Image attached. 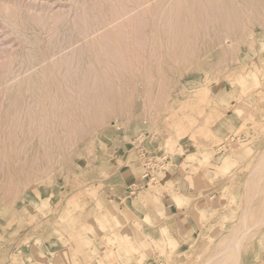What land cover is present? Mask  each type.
<instances>
[{
    "label": "rangeland",
    "instance_id": "rangeland-1",
    "mask_svg": "<svg viewBox=\"0 0 264 264\" xmlns=\"http://www.w3.org/2000/svg\"><path fill=\"white\" fill-rule=\"evenodd\" d=\"M0 74V264H264V0H0ZM120 233L142 254L118 256Z\"/></svg>",
    "mask_w": 264,
    "mask_h": 264
},
{
    "label": "bare ground",
    "instance_id": "bare-ground-1",
    "mask_svg": "<svg viewBox=\"0 0 264 264\" xmlns=\"http://www.w3.org/2000/svg\"><path fill=\"white\" fill-rule=\"evenodd\" d=\"M109 1H110V0H109ZM117 1H118V0H117ZM137 1H140V0H137ZM137 1L135 0V3H136ZM147 1H148V0H147ZM165 1H166V0H165ZM259 1H260V0H259ZM149 2H150V1H149ZM149 2H148V5H149ZM168 2H169V1H168ZM206 2L208 3L209 0H208V1L206 0ZM141 3H142V1H141ZM176 3H177V0H176ZM201 3H202V2H201ZM139 4H140V3H139ZM179 4H180V1H179ZM199 4H200V3H199ZM238 4H239V3H238ZM137 5H138V3H137ZM140 5H141V4H140ZM148 5H147V6H148ZM166 5H167V4H166ZM180 5H182V4H180ZM114 6H115V5H114ZM116 6H117V5H116ZM120 6H121V5H120ZM160 6H161V5H160ZM160 6H159V7H160ZM192 6H193V5H192ZM202 6H204V4H202ZM117 7H118V6H117ZM122 7H123V6H122ZM129 7H130V6H129ZM131 7H132V6H131ZM133 7L135 8L134 5H133ZM133 7H132L131 14H134V15L136 16V14L133 13V12H135V11L133 10ZM115 8H116V7H115ZM123 8H124V7H123ZM123 8H122V9H123ZM169 8H170V7H169ZM172 8H173V4H172ZM180 8L182 9V7H180ZM82 9H83V8H82ZM112 9H113V8H112ZM116 9H117V8H116ZM116 9H114V10H116ZM137 9H138V8H137ZM181 9H180V10H181ZM183 9H184L183 11H185L186 7L184 6ZM192 9H193V8H192ZM203 9H204V8H203ZM203 9H202V10H203ZM114 10H113V11H114ZM118 10H119V9H118ZM120 10H121V9H120ZM120 10H119V11H120ZM125 10H126V9H125ZM141 10H142V12H143V9H141ZM162 10H163V9H162ZM200 10H201V8H200ZM116 11H117V10H116ZM116 11H115V12H116ZM122 11L124 12V10H122ZM126 11H127V10H126ZM126 11L124 12L125 15H126ZM144 11H145V10H144ZM173 11H174V10H173ZM173 11H172V12H173ZM194 11H195V10H194ZM248 11H249V10H248ZM123 12H122V13H123ZM128 12H129V11H127V13H128ZM161 12H162V11H161ZM167 12H168V11H167ZM180 12H182V11H180ZM180 12H179V13H180ZM196 12H198V11H196ZM201 12H202V11H201ZM203 12H204V11H203ZM66 13H67V12H66ZM116 13H118V11H117ZM124 13H123V14H124ZM137 13L139 14V12H137ZM174 13H175V12H174ZM111 14H112V13H111ZM143 14H144V13H143ZM160 14H161V13H160ZM162 14H163V13H162ZM162 14H161L160 16H162ZM182 14H183V13H182ZM115 15H116V14H115ZM115 15H114V16H115ZM118 15H119V14H118ZM118 15H117V16H118ZM125 15H123V17H125V18L127 17L126 19H128V16H127V15L125 16ZM163 15H165V14H163ZM170 15H172V14H170ZM205 15H207V14H205ZM117 16H115V19H117V18L119 19V17H117ZM139 16H142V15L139 14ZM139 16H138V18H139ZM154 16H155V15H154ZM74 17H75V16H74ZM81 17H82V16H81ZM111 17H112V16H111ZM121 17H122V15H121ZM123 17H122V18H123ZM142 17H143V16H142ZM179 17H180V16L178 15L176 18H179ZM185 17H186V15H185ZM206 17H207V16H206ZM82 18H83V17H82ZM131 18H132V17H131ZM138 18H137V19H138ZM164 18H165V17H164ZM169 18H170V17H169ZM189 18H190V17H189ZM196 18H197V17H196ZM207 18H208V17H207ZM79 19H81V18H79ZM111 19H113V18H111ZM132 19H133V18H132ZM142 19H143V18H142ZM180 19H181V18H180ZM180 19H178V20H180ZM197 19H198V18H197ZM197 19H196V20H197ZM200 19H201V18H200ZM202 19H203V18H202ZM208 19H209V18H208ZM208 19H207V20H208ZM210 19H211V18H210ZM83 20H84V19H83ZM128 20H131V19H128ZM138 20H139V19H138ZM147 20H148V19H146V23H147ZM178 20H176V22H177ZM196 20H195V21H196ZM40 21H42V20H40ZM79 21H80V20H79ZM81 21H82V19H81ZM107 21H108V20H107ZM109 21L112 22L111 20H109ZM114 21H115V20H113V22H114ZM116 21H118V20H116ZM121 21H122V20L120 19V22H121ZM133 21H134V20H133ZM135 21H137V20H135ZM143 21H144V23H143V22H142V23L145 24V19H144ZM185 21H186V20H185ZM195 21H193L194 24H196ZM118 22H119V21H118ZM118 22H116V23H118ZM122 22L124 23V20H123ZM128 22H129V21H128ZM138 22H139V21H137V23H138ZM140 22H141V21H140ZM167 22H168V21H167ZM176 22H175V20H174V23H176ZM180 22H182V19H181ZM183 22H184V21H183ZM186 22H187V21H186ZM186 22H184V23H186ZM205 22H206V20H205ZM205 22H204V26H205ZM209 22H210V20H209ZM209 22H208V23H209ZM114 23H115V22H114ZM129 23H130V22H129ZM131 23H132V22H131ZM162 23H163V22H162ZM162 23H161V24H162ZM197 23H198V25H199V24H202V23H199V21H198ZM134 24H135V22H134ZM178 24H179V23H178ZM180 24L184 25L183 23H180ZM191 24H192V23H191ZM212 24H213V22H212ZM214 24H215V23H214ZM41 25H42V23H41ZM43 25H44V24H43ZM121 25H123V24H120V29L122 28ZM135 25H137V24H135ZM135 25H134V27H135ZM206 25H207V24H206ZM83 26H84V25H83ZM83 26H82V27H83ZM146 26H147V25H146ZM161 26H162V25H161ZM172 26H175V28H176V25L173 24ZM179 26H180V25H179ZM201 26H202V25H201ZM75 27H76V26H75ZM107 27H108V26H107ZM111 27H112V26H111ZM124 27H126L125 23H124V25H123V28H124ZM194 27H196V29H197V26H196V25H195ZM211 27H214V26H211ZM123 28H122V29H123ZM137 28H138V27H137ZM173 28H174V27H173ZM180 28H182V29L185 28V29H186V25H185V27H183V26L181 27V26H180ZM206 28H207V26H206ZM79 29H80V28H79ZM83 29H84V30L87 29L86 26H84ZM118 29H119V28H118ZM124 29H125V28H124ZM124 29H123V30H124ZM126 29H127V28H126ZM169 29H171V27H170ZM176 29H177V28H176ZM192 29H193V28H192ZM200 29H201V28H200ZM203 29H204V27H203ZM212 29H213V28H212ZM84 30H83V31H84ZM94 30H95V29H94ZM100 30H101V29H100ZM100 30H99V31H100ZM137 30H138V29H137ZM180 30H181V29H180ZM180 30H179V31H180ZM201 30H202V29H201ZM201 30H200V31H201ZM80 31H81V30H80ZM85 31H86V30H85ZM139 31H141V33H142V29H139ZM176 31H177V30H176ZM197 31H198V30H197ZM207 31H208V30H207ZM81 32H82V31H81ZM97 32H98V31H97ZM100 32H101V31H100ZM116 32H118V30H117ZM119 32H121V30H120ZM180 32H181V31H180ZM180 32H179V33H180ZM183 32H184V29H183V31H182V34H183ZM185 32H186V34H185V36H186V35H187V30H185ZM193 32H194V29H193ZM198 32H199V31H198ZM198 32H197V33H198ZM204 32H205V31H204ZM122 33H124V32H122ZM122 33H121V34H122ZM133 33H135L134 30H133ZM137 33H139V32H137ZM51 34H52V33H51ZM95 34H96V33H95ZM110 34H111V33H110ZM117 34H119V33H117ZM121 34H120V35H121ZM173 34H174V33H173ZM203 34H204V33H203ZM86 35H87V31H86ZM93 35H94V34H93ZM122 35H123V34H122ZM126 35H127V34H126ZM128 35H129V34H128ZM140 35H142V34H140ZM179 35H181V34H179ZM51 36H52V35H51ZM84 36H85V35H84ZM110 36H111V35H110ZM123 36H124V35H123ZM175 36H176V35H175ZM177 36H178V35H177ZM81 37H82V34H81ZM102 37H103V36H102ZM133 37H136V36H133ZM196 37H197V36H196ZM196 37H195V38H196ZM84 38H85V37H84ZM119 38H120V36H119ZM130 38H131V37H130ZM144 38H145V36H144ZM144 38H143V39H144ZM181 38H182V36H181ZM181 38H180L179 40H180V42H183V41H182L183 38H182V39H181ZM188 38H189V37H188ZM85 39H87V40L89 41V39H88V35H87V38H85ZM91 39H92V38H91ZM102 39H103V38H102ZM122 39H123V38H121L120 40H122ZM139 39H140V38H139ZM146 39H147V38H146ZM65 40H66V39H65ZM70 40H71V39H70ZM109 40H110V39H109ZM125 40H126V39L124 38V41H125ZM134 40H135V39H134ZM140 40H141V39H140ZM150 40H151V39H150ZM88 41H87V42H88ZM101 41H103V40H101ZM105 41H106V40H105ZM122 41H123V40H122ZM135 41H138V40H135ZM135 41H134V42H135ZM24 42H25V41H24ZM28 42H29V41H28ZM145 42H146V41H145ZM145 42H144V43H145ZM57 43H58V42H57ZM84 43H86V42H84ZM93 43H94V41H93ZM93 43H92V45L94 46L95 43H94V44H93ZM98 43H99V42H98ZM118 43H119V41H118ZM136 43H137V42H136ZM22 44H24V43H22ZM74 44H75V43H74ZM89 44H90V43H88V45H89ZM105 44H106V45H105V46H106L105 48L107 49V46H108L107 44H108V43L105 42ZM119 44H120V43H119ZM123 44H124V43H123ZM29 45H30V44H29ZM92 45H91V46H92ZM95 45H96V44H95ZM138 45H139V43H138ZM151 45H152V44H151ZM181 45H182V43H181ZM96 46H97V45H96ZM102 46H103V45H102ZM110 46L113 47V45L110 44L109 47H108L109 49L112 48V47H110ZM120 46H121V45H120ZM149 46H150V45H149ZM182 46H183V45H182ZM182 46H181V47H182ZM188 46H189V45H188ZM71 47H72V46H71ZM125 47H126V46H125ZM125 47H124V48H125ZM139 47H140V46H139ZM99 48L102 49V47H99ZM127 48H128V47H126V49H127ZM53 49H54V47H53ZM90 49H91V48H90ZM96 49H97V47H96ZM96 49H95V50H96ZM140 49H141V48H140ZM172 49H173V47H172ZM185 49H186V48H185ZM62 50H63V49H62ZM104 50H105V49H104ZM111 50H114V48H112ZM111 50H110V51H111ZM130 50L132 51V49L129 48L128 51L131 52ZM63 51H64V50H63ZM101 51H102V50H101ZM114 51H115V50H114ZM143 51H145V50L143 49ZM184 51H185V50H184ZM103 52H106V50L103 51ZM116 52H117V53L119 52V50H117V48H116ZM135 52H136V50H135ZM150 52H151V51H150ZM53 53H54V52H53ZM59 53H60V51H59ZM59 53H58V54H59ZM63 53H64V52H63ZM98 53H99V52H98ZM112 53H113V52H112ZM114 53H115V52H114ZM117 53H116V54H117ZM119 53H120V52H119ZM132 53H133V52H132ZM136 53H138V52H136ZM105 54H106V53H105ZM108 54H109V51H108V53H107L105 56L107 57ZM149 54H150V53H149ZM183 54H184V53H183ZM183 54H182V56H183ZM96 55H97V54H96ZM99 55H100V54H99ZM118 55H119V54H118ZM131 55H132V54H131ZM136 55L138 56L139 54H136ZM180 55H181V52H180V54H179V58H180ZM16 56H17V55H16ZM51 56H52V55H51ZM102 56H103V55H102ZM109 56H111V55H109ZM142 56H143V55H142ZM142 56H141V58H142ZM182 56H181V57H182ZM17 57H18V56H17ZM67 57L69 58V55H68ZM67 57H65V58H67ZM71 57H72V56H71ZM97 57H98V56H97ZM112 57H113V56H112ZM120 57H121V56H120ZM128 57H129V56H128ZM132 57H133V55H132ZM138 57H139V59H140V56H138ZM62 58H63V57H62ZM72 58H73V57H72ZM75 58H76V57H75ZM114 58H115V57H114ZM15 59H16V58H15ZM58 59H59V58H58ZM107 59H108V57H107ZM112 59H113V58H112ZM117 59H118V58H117ZM135 59H138V58H135ZM176 59H177V58H176ZM181 59H182V58H181ZM181 59H180V62L182 63V60H181ZM9 60H10V62L12 63L11 59H9ZM9 60H8V61H9ZM90 60H91V59H90ZM115 60H116V58H115ZM183 60H184V59H183ZM50 61H51V60H50ZM55 61H56V60H55ZM59 61H61V60H59ZM59 61H58V62H59ZM78 61H79V60H78ZM177 61H178V60H177ZM185 61H186V60H185ZM187 61H188V60H187ZM187 61H186L185 63H187ZM6 62H7V61H6ZM10 62H9V63H10ZM68 62H69V61H68ZM100 62H101V61H100ZM138 62H139V61H137V64H138ZM7 63H8V62H7ZM11 63H10V64H11ZM13 63H14V61H13ZM21 63H22V62H21ZM63 63H64V62H63ZM98 63H99V62H98ZM130 63H131V62H130ZM139 63H140V62H139ZM262 63H263V61H262ZM46 64H47V63H46ZM54 64H55V63H54ZM60 64H61V63H60ZM60 64H59V65H60ZM65 64H68V63H65ZM71 64H72V63H71ZM77 64H79V63H77ZM93 64H94V62H93ZM93 64L91 63V65H93ZM131 64H132V63H131ZM141 64H142V63H141ZM141 64H140V65H141ZM89 65H90V63H88V65H86V66H89ZM91 65H90L89 67H93V66H91ZM111 65H113V64L111 63ZM119 65H120V64H119ZM7 66H8V65H7ZM36 66H37V65H35V67H36ZM45 66H46V65H45ZM57 66H58V65H57ZM190 66H191V64H190ZM35 67H32V68H35ZM76 67H77V66H76ZM124 67H125V66H124ZM124 67H123V68H124ZM188 67H189V66H188ZM253 67H254V66H253ZM10 68H11V67H10ZM14 68H15V67H14ZM14 68H13V69H10V70H14ZM67 68H68V67H67ZM103 68H104V67H103ZM117 68H118V67H117ZM119 68H120V69H118V70H121V67H119ZM136 68H137V66H136ZM258 68H259V67H258ZM58 69H60V66H59ZM108 69H109V68H108ZM255 69H256V67H255ZM30 70H32V69H30ZM30 70H29V71H30ZM84 70H85V69H84ZM114 70H115V69L113 68V71H114ZM123 70H124V69H123ZM258 70H259V69H258ZM27 71H28V70H27ZM44 71H45V70H44ZM64 71H65V70H64ZM124 71H125V70H124ZM137 71H139V70H137ZM255 71H256V70H255ZM255 71L252 70V71L247 72V73L245 74V77H246V79H247L248 81L252 80L253 82H255V84H257L258 81H257V77H256V74H255ZM6 72H7V69H6ZM6 72H5V73H6ZM9 72H11V71H9ZM12 72H13V71H12ZM23 72H24V71H23ZM30 72H31V71H30ZM91 72H93V71H91ZM91 72H89V73L91 74ZM257 72H258V71H257ZM13 73H14V72H13ZM13 73H11V74H13ZM24 73H26V72H24ZM24 73H23V74H24ZM40 73H41V72H40ZM67 73H68V70H67ZM87 73H88V72H87ZM111 73H112V72H111ZM121 73H122V72H121ZM18 74H19V73H18ZM41 74H42V73H41ZM43 74H45V72H44ZM72 74H73V72H72ZM114 74H115V73H114ZM258 74H259V72H258ZM0 75H1V74H0ZM87 75H88V74H87ZM115 75H117V74H115ZM238 75H240V74H238ZM42 76H45V75H42ZM89 76H90V75H89ZM95 76H96V75H95V72H94L93 77H95ZM63 77H65V76L62 75V78H63ZM86 77H87V76H86ZM262 77H263V76H262ZM84 78H85V77H84ZM84 78H83V79H84ZM116 78H117V77H116ZM41 79H42V78H41ZM70 79H71V78H70ZM88 79H89V78H88ZM88 79H87V80H88ZM93 79H94V78H93ZM207 79H208V78H207ZM237 79L241 81L240 78H237ZM42 80H43V79H42ZM84 80H85V79H84ZM117 80H118V79H117ZM66 82H67V81H66ZM250 82H251V81H250ZM81 83H82V82H81ZM81 83H80V85H81ZM84 83H85V82H84ZM64 84H65V83H64ZM77 84H78V83H76V85H77ZM255 84H254V85H255ZM24 85H25V83H24ZM80 85H79V86H80ZM73 86H74V85H73ZM77 86H78V85H77ZM83 86H84V85H82V88H83ZM66 87H67V86H66ZM87 87H88V86H87ZM201 87H202V86H201ZM204 87H206V86L204 85ZM204 87L199 88L198 90H196L201 96L203 95V97L205 96V94L207 95V92H206V90H207L206 88H207V87H206V88H204ZM254 87H255V86H254ZM5 88H6V86H5ZM12 88H13V87H12ZM42 88H43V86H42ZM69 88H70V87H69ZM77 88H78V87H77ZM79 88H80V87H79ZM85 88H86V87H85ZM85 88H84V89H85ZM24 89H25V88H24ZM37 89H38V88H37ZM40 89H41V88H39L38 90H40ZM67 89H68V88H67ZM87 89H89V87H88ZM78 90H79V89H78ZM81 90H83V89H81ZM89 91H90V90H89ZM40 92H41V90H40ZM77 93H79V92H77ZM83 93L85 94V92H83ZM15 95H16V94H15ZM77 95H79V94H77ZM3 96H4V95H3ZM38 97H40L39 94H38ZM38 97H37V98H38ZM81 97H82V96H81ZM77 98H78V97H77ZM84 98H85V97H84ZM199 98H200V97H199ZM199 98H198V99H199ZM201 98H202V97H201ZM8 99H9V98H8ZM38 99H40V98H38ZM105 99H106V98H105ZM202 99H203V103H205L206 100L204 101V98H202ZM205 99H206V98H205ZM9 100H10V99H9ZM53 100H54V98H53ZM88 100H89V99H88ZM259 100H260V99H259ZM0 101H1V100H0ZM79 101H81V100H79ZM83 101H84V100H83ZM86 101H87V100H86ZM261 101H262V100H261ZM84 102H85V101H84ZM113 102H114V101H113ZM208 102H209V100H208ZM35 103H36V102H35ZM52 103H53V102H52ZM52 103H51V104H52ZM196 104H197V103H196ZM1 105H2V104H1ZM27 105H29V104H27ZM27 105H26V106H27ZM47 105H48V104H47ZM53 105H54L55 108H56V103H53ZM82 105H83V103H82ZM88 105H89V104H88ZM185 105H186V104H185ZM185 105H184V106H185ZM36 106H37V105H36ZM162 106H163V105H162ZM180 106H181V105H180ZM201 106H202V105H201ZM201 106H200V108H201ZM1 107H2V106H1ZM51 107H52V106H51ZM88 107H89V106H88ZM186 107H187V106H186ZM203 107H204V106H203ZM203 107H202L201 109H204ZM29 108H30V107H29ZM29 108H28V106H27V113H29V112H28V109H29ZM80 108H81V106H80ZM181 108H182V107H181ZM187 108H188V107H187ZM179 109H180V108H179ZM211 109H212V108H211ZM14 110H15V109H14ZM39 110H40V108H39ZM156 110H157V109H156ZM199 110H200V109H199ZM157 111H158V110H157ZM157 111H156V112H157ZM39 112H40V111H39ZM84 112H85V111H84ZM153 112H154V111H153ZM160 112H161V111H160ZM47 113H48V111H47ZM50 113H51V111H50ZM52 113H53V112H52ZM52 113H51V114H52ZM29 114H30V113H29ZM29 114H27V115H28V119H29ZM210 114H211V113H210ZM45 116H47L46 113H45ZM167 116H168V115H167ZM169 116H170V115H169ZM172 116H173V115H171V117H172ZM52 117H53V116H52ZM173 117H174V116H173ZM173 117H172V118H173ZM19 118H20V116H19ZM30 118H31V117H30ZM164 118H165V120H166L167 117H164ZM172 118H171V119H172ZM180 118H181V117H180ZM180 118H179V119H180ZM190 118H192L191 115H190ZM190 118H189V119H190ZM87 119H88V118H87ZM169 119H170V118H169ZM179 119H178V120H179ZM34 120H35V119L32 120L33 123H34ZM180 120H181V119H180ZM190 120H191V119H190ZM41 121H42V120H41ZM171 121H172V120H171ZM14 122H16V120H15ZM22 122H23V120L21 121V123H22ZM30 122H31V121H28L29 124H30ZM61 122H63V121H61ZM173 122H174V121H173ZM177 122H180V121H177ZM193 122H194V121H193ZM42 123H43V122H42ZM45 123L47 124L48 122L45 121ZM23 124H24V123H23ZM23 124H22V126H23ZM29 124H28V125H29ZM168 124H169V123H168ZM204 124H205V123H204ZM204 124H201V125L199 126L200 129H202V127L204 126ZM243 124H244V123H243ZM254 124H255V123H254ZM43 125H44V123H43L42 126H41L42 128H43ZM175 125H177V123H175ZM175 125H174V126H175ZM179 125H180V124H179ZM20 126H21V124H20ZM22 126H21V128H22ZM26 126H27V125H26ZM56 126H57V125H56ZM170 126H171V125H170ZM177 126H178V125H177ZM244 126H245V125H244ZM244 126L242 125V127H244ZM8 127H9V125H8ZM15 127H16V126H15ZM38 127H39V126H38ZM41 127H39V128H41ZM16 128H17V127H16ZM27 128L29 129L30 127L27 126ZM177 128H178V127H177ZM9 129H10V128H9ZM28 129H27V130H28ZM165 129H166V128H165ZM238 129H239V128H238ZM202 130H204V129H202ZM20 131H21V130H20ZM61 131H62V130H61ZM12 132H13V131H12ZM47 132H48V131H47ZM49 132H50V131H49ZM74 132H75V131H74ZM199 132H200V131H199ZM201 132H202V131H201ZM201 132H200V133H201ZM207 132H208V127H207ZM207 132H206V133H207ZM30 133H31V131H30ZM181 133H182V132H181ZM206 133H205V134H206ZM208 133H209V132H208ZM9 134H10V133H9ZM16 134H17V133H16ZM50 134H51V132H50ZM179 134H180V133H179ZM213 134H214V133H213ZM200 135H201V134H200ZM203 135H204V134H203ZM207 135H208V134H207ZM12 136H13V135H12ZM190 136H191V135H190ZM192 136H194V135H192ZM8 137H9V136L7 135V139L10 138V137H9V138H8ZM14 137H15V136H14ZM191 138H192V137H191ZM212 138H214V137L212 136ZM14 139H15V138H14ZM2 140H3V139H2ZM41 140H42V139H41ZM50 140H51V138H50ZM50 140H49V142H50ZM75 140H76V139H75ZM75 140H74V141H75ZM91 140H92V139H91ZM194 140H195V139H194ZM9 141H10V139H9ZM14 142H15V141H14ZM59 142H60V141H59ZM88 142H90V140H88ZM90 143H91V142H90ZM197 143H198V142H197ZM4 144H5V140H4ZM13 144H14V143H13ZM16 144H17V143H16ZM16 144H15V146H16ZM71 144H72V143H71ZM4 146H5V145H4ZM50 146H51V145H50ZM72 146H73V145H72ZM223 146H224V145H223ZM41 148L43 149V146H42V145H41ZM14 149H15V148H14ZM44 149H45V147H44ZM53 149H54V148H53ZM4 150H6V147H5ZM9 150H10V149H9ZM166 150H167V149H166ZM169 150H171V149H169ZM172 151H174V149H173ZM0 152H1V149H0ZM5 152H6V151H5ZM21 152H22V151H21ZM37 152H38V151H37ZM46 152H47V147H46ZM7 154H8V153H7ZM36 154H37V153H36ZM3 155H4V153H3ZM43 155H44V154H43ZM4 156L6 157V155H4ZM35 156H36V155H35ZM231 156H232V158L234 159V161L237 162V159H238L237 154H232ZM36 158H37V157H36ZM190 158H191V159H196V160L198 159V161L200 160L199 163H200L201 161H203V162L205 161V162H206V160H207V156H205L204 154H203V155H191ZM3 159H4V158H3ZM34 160H37V159H34ZM38 160H39V159H38ZM48 160H49V159H48ZM193 161H195V160H193ZM49 162H50V160H49ZM236 162H235V163H236ZM2 163H3V162H2ZM2 163H1V164H2ZM180 163H181V162H180ZM46 164H47V163H46ZM48 164H49V163H48ZM181 164H182L183 166L186 165V164L184 165V163H181ZM192 165H193V164H192ZM1 166H2V165H1ZM44 166H45V165H44ZM188 166H189V165H188ZM194 166H195V165H194ZM232 166H233V165H232ZM232 166H230L229 164H224L223 167H222V169H221V171H219V173H220V172H221V173L224 172V173L229 174L228 172L231 171V167H232ZM181 167H182V166H181ZM187 168H188V167H187ZM194 168H196V167H194ZM32 169H33V168H32ZM179 169H180V168H179ZM211 169H212V168H211ZM217 170H218V169H217ZM43 171H44V169H43ZM178 171H179V170H178ZM225 175H226V174H225ZM26 178H27V177H26ZM10 179H11V178H10ZM39 179H40V178H39ZM34 182H35V181H34ZM36 182H37V181H36ZM33 184H34V183H33ZM147 186H148V185H147ZM28 187H29V186H28ZM6 192H7V191H6ZM153 199H154V198H153ZM232 199H233V198H232ZM37 209H38V208H37ZM229 215H231V214H229ZM229 215H228V216H229ZM228 216H227V217H228ZM227 217H224L225 219L223 218V220L228 219ZM147 219H148V220H147ZM150 219H151V218H150L149 216H146V219H145V220L149 221ZM230 219H231V218H230ZM234 227H235V225H234ZM160 231H161V236H162V238H163V240H164V241H163V245H164V244H168V243H169V244H172V245H175V243H177L176 240H175V238H171V237L168 235V228H167V226L162 225L161 228H160ZM185 233L188 234L189 232L186 231ZM241 233H242V232H241ZM244 233H245V232H244ZM76 234H77V233H76ZM245 234H246V233H245ZM245 234H244V235H245ZM111 235H112V234H111ZM241 235H242V234H241ZM241 235L239 234V236H241ZM59 236H60V235H59ZM115 236H116V235H114V238H113L114 240L116 239ZM189 236H191V234H189ZM107 237H108V235H107ZM110 237H111V236H109V238H110ZM112 237H113V236H112ZM236 237H237V236H236ZM58 238H59V237H58ZM119 238H120V240H121V241L119 240V243H120V242H121V243H120V244L118 243V245H117L118 247H120V250H119L120 252H118V250L116 251V252H118V253H117L118 256H120L121 258H126V256H128V253H130V252H137V251H139V252L142 254V251L140 250L139 246H132V245H130V241L127 240L125 234L120 233ZM241 238H242V237H241ZM75 239H76V238H75ZM113 239H111V240L109 239V240L112 241ZM225 239H226V238H225ZM238 239H239V238H238ZM78 240H79V239H78ZM114 240H113V241H114ZM237 243L239 244V241L236 242V244H237ZM65 245H66V244H65ZM163 245H162V246H163ZM164 246H165V245H164ZM169 246H170V245H169ZM118 247H116V248H118ZM230 247H231V246H230ZM230 247H229V248H230ZM232 247H233V245H232ZM238 247H239V245H238ZM37 248H38V247H37ZM66 248H67V247H66ZM66 248H65V249H66ZM164 249H165V248H164ZM58 250H59V249H58ZM115 250H116V249H115ZM67 251H68V250H67ZM67 251H66V252H67ZM62 252H63V250H62ZM161 252H162V251H161ZM63 253H64V252H63ZM228 253H229V252H228ZM14 254H15V253H14ZM56 254H57V253H56ZM229 254H230V253H229ZM37 255H38V253H37ZM33 256H34V255H33ZM55 256H56V255H55ZM67 256H68V255H67ZM141 256H143V255H141ZM234 257H235V256H234ZM37 258H38V257H37ZM58 258H59V257L57 256V259H58ZM43 259H44V257H43ZM60 259H61V258H60ZM34 260H35V259H34ZM36 260H37V259H36ZM127 260H128V258H127ZM224 260H225V259H224ZM59 261H60V260H59ZM30 263H31V262H30ZM49 263H50V262H49ZM25 264H26V263H25ZM36 264H37V263H36ZM50 264H51V263H50Z\"/></svg>",
    "mask_w": 264,
    "mask_h": 264
},
{
    "label": "crops",
    "instance_id": "crops-1",
    "mask_svg": "<svg viewBox=\"0 0 264 264\" xmlns=\"http://www.w3.org/2000/svg\"><path fill=\"white\" fill-rule=\"evenodd\" d=\"M127 143H124V144H119L117 147H116V153L118 156H121V159L120 161H122L119 165L125 163V165L129 166V168H131L132 164H127L126 161H128V157L127 155H124V153H128L130 150H125V148L127 147L126 146ZM120 153V154H119ZM134 164L138 163L137 162V159L134 157L133 159ZM139 169L138 167H136V170ZM133 182L130 183V185L132 184ZM130 185H122V190L123 193L126 192L127 189L126 186H130ZM174 185V184H173ZM128 188V187H127ZM173 194H176L177 197H181V196H184V193H182L181 191H174L173 190ZM207 199H204V201H206ZM111 201V200H110ZM202 201V200H200ZM194 212H195V207L194 206H189L188 208H184V207H175L174 208V213H173V226L175 227L174 230L177 231L178 234H181L182 233L184 234L186 231L190 230L192 227H191V224L192 222L194 221ZM194 226V224H192ZM191 227V228H190Z\"/></svg>",
    "mask_w": 264,
    "mask_h": 264
},
{
    "label": "built area",
    "instance_id": "built-area-1",
    "mask_svg": "<svg viewBox=\"0 0 264 264\" xmlns=\"http://www.w3.org/2000/svg\"><path fill=\"white\" fill-rule=\"evenodd\" d=\"M138 158H139L140 165H141V168L144 171V173L146 172L147 168L150 167L151 162H153V163L156 162L155 159H150L149 156H147L144 151H142L141 153L138 154ZM140 176H144V174H141ZM143 186H146V185H144V183H142V181H138V182L132 183L129 186V190H130V192H134L135 189H137L139 187L141 188Z\"/></svg>",
    "mask_w": 264,
    "mask_h": 264
}]
</instances>
